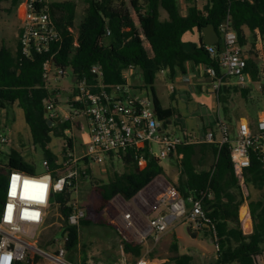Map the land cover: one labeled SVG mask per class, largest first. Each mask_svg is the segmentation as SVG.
<instances>
[{"label": "trees", "instance_id": "trees-1", "mask_svg": "<svg viewBox=\"0 0 264 264\" xmlns=\"http://www.w3.org/2000/svg\"><path fill=\"white\" fill-rule=\"evenodd\" d=\"M21 1L0 0V9L4 2L15 9ZM178 1L84 0L83 17L78 24L75 23L74 2H48L47 11L59 33L58 41L52 44L48 54L24 58L19 52L18 40L14 48L0 45V115L13 105L21 109L31 142L49 160L51 170L57 168L58 157L49 150L50 134L53 133L66 143V148L63 147L62 151L72 150V143L64 134L66 130L70 132L69 120L47 124L43 101L52 96L54 91L50 86L45 87L42 79L41 64L45 58L51 56L54 67L69 70L74 84L82 78L92 81L94 74L91 68L97 66L102 72L101 82L104 86L123 85L126 82L122 70L137 67L143 82L142 88L151 101L155 116L166 126L172 117V110L163 108L155 94L157 73L166 72L167 77L171 78L176 70L184 72L185 65L191 63L210 67L216 76H220V45L215 46L213 53L205 49L201 42V31L205 26L212 25L218 33L219 24L228 16L230 28L243 49L247 36L264 39V0H208L202 8H198L195 0H183L184 13H181ZM10 8L5 11L9 12ZM161 11L166 15L164 19L161 18ZM193 30L199 33L198 45L182 41V35ZM245 63V73L250 84L259 82L261 73L254 61L246 58ZM229 78H223L217 96L219 117L226 124L237 117L234 105L236 93L247 105L251 102L250 85L240 87L226 84ZM260 92H264V86H261ZM74 93L75 89L72 96ZM69 105L76 107L71 102ZM135 155L134 150L127 151L121 169L107 175L103 184L90 183L102 207L116 196L129 201L156 177L164 175L159 159L146 153V166L138 170ZM168 156L175 157L178 176L175 181H169L179 195L186 200L190 196L204 194L202 210L213 226L218 246L216 258L209 264H260L264 257V199L248 201L245 198L240 182L234 175L228 145H180ZM108 161L114 169V161ZM12 170L29 175L36 173L34 166L26 163L19 152L11 150L7 155L6 165L0 166V188L5 175ZM85 174L86 176L80 174L76 183L90 176L89 169L85 168ZM243 179L247 189L262 190L264 167L253 158L243 172ZM71 190L66 188L62 193H52L50 201L60 209L63 225L56 235L66 237V250L73 249L78 244L79 226H70L66 222L72 210ZM245 201L248 202L250 233L242 231L238 214L240 205ZM84 224H87L85 219L80 222V225ZM200 231L212 239L210 229L203 228ZM122 244L129 262H134L141 256V244ZM178 251V240L172 235L168 245V261L173 264H191L192 256L179 254ZM150 258L153 259L152 254ZM28 263L29 260L26 259L16 264Z\"/></svg>", "mask_w": 264, "mask_h": 264}, {"label": "built area", "instance_id": "built-area-1", "mask_svg": "<svg viewBox=\"0 0 264 264\" xmlns=\"http://www.w3.org/2000/svg\"><path fill=\"white\" fill-rule=\"evenodd\" d=\"M195 1L198 3L199 0ZM207 1L204 0L201 8ZM47 4V0H22L19 4L22 15L18 47L24 58L48 54L52 44L59 39L54 21L47 11ZM217 32L220 40V76H216L212 68L204 66L205 74L212 79V90L216 98L224 77L233 78L240 87L250 82L245 73V52L230 28L228 16L219 24ZM205 49L213 53L215 46H205ZM136 69L138 68L127 67L122 70L125 82L126 73ZM41 71L45 87H51V83L58 86L65 75L63 69L53 66L51 56L43 60ZM91 72L94 74L92 81L82 78L75 84L71 103L76 104V107L69 105V114L64 113L62 116L58 108L59 91L54 89V94L43 101L48 120L59 117L60 122L70 121V132L66 136L71 140L72 150H61L56 162L57 168L51 170L49 160L43 157L42 173L29 175L12 170L5 175L0 188V264L22 262L29 252L33 254V260H40L45 264H73L64 258V247L46 249L50 238L44 243L36 239L37 231L44 223L51 206V194L74 188L80 174L86 176L85 168L91 173L92 164H104L109 159L122 163L129 150L136 153L137 168L142 170L146 166L145 153L160 159L167 157L180 145L227 144L234 175L242 190L243 172L249 167L251 160L256 159L264 167V117L256 121L255 131H252L246 114L237 113L234 135L230 138L228 126L220 119L218 108V140L212 132L205 133L202 138H192L187 133L182 137L170 136L163 130V122L156 118L151 101L146 95L132 96L127 83L106 87L101 82L100 69L92 66ZM5 142L0 134V143ZM77 145L83 149L79 156L75 154ZM154 145L158 147V151L154 150ZM63 147L66 148L64 142ZM203 197L204 194L200 193L198 197L190 196L184 200L172 186L153 180L128 202L121 200L122 198L117 199V226L123 233V240L119 246L120 258L114 264H158L154 258H150V251L167 233L169 225L178 219L185 221L193 231L210 229L211 240L217 251L213 226L202 210ZM70 204L72 210L66 222L78 227L85 212L74 201ZM139 212L146 216L144 224H139ZM153 213L155 215L148 217ZM151 236V248L142 249L141 256L134 262L127 261L122 242H134L143 247ZM65 241L66 237L63 238V246Z\"/></svg>", "mask_w": 264, "mask_h": 264}, {"label": "rangeland", "instance_id": "rangeland-1", "mask_svg": "<svg viewBox=\"0 0 264 264\" xmlns=\"http://www.w3.org/2000/svg\"><path fill=\"white\" fill-rule=\"evenodd\" d=\"M47 1L49 3L74 2L76 4L75 23L78 24L81 21L83 17L84 0ZM203 2L204 0H199L197 6L201 8ZM178 3L181 13H184L185 5L183 0H179ZM7 8H10L7 2L1 4L0 40L6 46L14 48L16 39L18 40L16 34L20 22L14 17L15 9L10 8V11L7 12L5 11ZM160 15L161 18H165L166 16L163 11L160 12ZM256 46H258V49H256ZM244 52L246 57L247 55L250 56L252 54V56L256 55L258 57H264V39H260L259 37L252 39L247 36ZM257 62L259 65H264V59H258ZM154 83L155 88L162 95L161 99L163 104L166 105V101L168 100L166 86L169 84L166 74L161 72L156 74ZM260 86H264V77H261L259 82L252 85L254 92L250 95L251 102L248 105L246 104L248 114L254 123L256 122L257 117L264 113V92H260ZM51 89L60 92L58 108L62 116L64 113L69 114V109L71 108L69 103L72 99L73 89H75L71 72L66 70L65 75L59 81L58 86L51 83ZM238 97L241 98L240 96ZM238 97L237 99L240 101ZM237 99L234 97L235 107H237ZM81 122L83 123V120ZM235 124L236 123H234L233 120L230 124H227L230 138L234 135ZM0 134L6 140L4 144L0 143V166L6 165L7 155L11 150H15L21 154L26 163L34 166L37 173L43 172L41 161L44 156L38 148H34L30 139L28 127L23 119L22 111L17 105H13L7 110L2 111L0 115ZM64 134L67 135L68 131L66 130ZM62 146V139L51 133L50 143L48 145L49 150L58 157L62 150ZM153 148L155 151H158L156 145H154ZM82 151V147L78 145L75 147V154L77 156H79ZM159 162L165 174L168 176L160 175L154 180L161 181L165 186H171L169 179L175 181L173 180V176H171V170L177 171L175 159L173 156H167L165 158H160ZM109 163L110 162L106 160L104 164H92L90 176H87L85 180L78 181L76 186L71 190L70 201H74L79 207L83 208L85 212L84 219L87 221V224L79 225L78 227V244L70 250L64 248V258L73 264H114L120 258L121 252L119 246L123 240V233L119 231L117 226L119 209L116 202L117 199L121 198L116 196L108 204L102 207L90 186V183L103 184L107 179V175H110L114 170L117 171L121 169L122 165L120 162L114 161L116 164L114 169L110 167ZM243 192L248 201H255L260 198L264 199V188H262V190H256L253 188L247 189L244 186ZM138 216L139 224H144L145 221L143 219V214L139 212ZM62 225L63 220L60 215L59 207L51 204L44 223L37 231L36 239L44 243L50 238L49 243L45 246L46 249L52 250L55 247H64L62 243L63 238L56 235ZM192 232L196 231L192 230ZM172 235L178 240L179 254L192 256L193 260L191 264H209L214 262L216 251L209 236L207 234L204 235L202 231H197L196 237L191 238L188 224L182 219H178L169 225L167 233L150 251V254L153 255V258L158 264H173L171 261H168V245ZM50 242L54 243L51 244ZM151 244L152 236L146 240L143 250H146L147 248L150 249ZM32 258L34 259L33 254L29 252L28 257L26 258L29 260L28 264H45L43 261L36 259L33 260ZM260 264H264V257H262Z\"/></svg>", "mask_w": 264, "mask_h": 264}, {"label": "crops", "instance_id": "crops-1", "mask_svg": "<svg viewBox=\"0 0 264 264\" xmlns=\"http://www.w3.org/2000/svg\"><path fill=\"white\" fill-rule=\"evenodd\" d=\"M21 15H22V9L21 6L18 5L14 11L15 19L19 20L20 22L16 37L18 36L20 30L19 28L21 27ZM182 41L185 43L198 45L199 33L196 30L185 32L182 35ZM2 44L4 43L0 40V45ZM16 44H17V39L15 46ZM256 49H258V46H256ZM252 55L250 56L247 55L246 58H251L254 61V63L256 64V66L258 67L261 73V77H264V65H259V63L257 62L258 59H264V57H258L256 55L254 56ZM161 73L166 74V72H161ZM126 78H127L126 83L129 85L130 88L129 92L132 96L138 97V96L146 95V91L142 88L143 82L140 75V71L138 69L134 70L133 72L126 73ZM168 80H169V84L166 86V93L168 100L166 101L167 102L166 105L163 104L161 99L162 95L157 91V89L154 86L155 94L161 106L163 108H170L172 110V117L169 121V124L164 126L163 130L170 136L182 137L184 133H187L192 138H202L205 133L212 132L215 139L218 140L219 132L216 126V120H217V110L219 107L217 103V98L212 90V79L206 76L204 72V65L202 64L193 65L191 63H187L185 65L184 72H180L176 70L173 76L171 78H168ZM226 84H235V80L233 78H229L226 81ZM253 84L254 83L250 84V82L247 84L250 85L251 87V93L254 92L252 88ZM238 96L240 95L236 93L234 97L237 99ZM239 99L240 101L238 99L236 101L237 102L236 103L237 107H235L236 112L245 113L252 131H255L256 122L254 123L252 118L249 116L245 100L243 98L242 99L239 98ZM262 117H264V113L260 114L257 117L256 121ZM233 121L234 123H236L235 117L233 118ZM210 128H213V130H210ZM171 171H172L171 176H173V180H176L178 176V172L175 170H171ZM164 175L168 176L165 174V172ZM240 206H241L239 207L240 209L242 207H245L247 212L246 213L247 216L242 219L240 217V209L238 210L241 229L244 233H250L251 224H250L247 202L242 203ZM153 215L155 214L154 213L149 214L148 217H151ZM143 219L144 221L146 220V216L144 214H143Z\"/></svg>", "mask_w": 264, "mask_h": 264}, {"label": "water", "instance_id": "water-1", "mask_svg": "<svg viewBox=\"0 0 264 264\" xmlns=\"http://www.w3.org/2000/svg\"><path fill=\"white\" fill-rule=\"evenodd\" d=\"M201 35H202V41L201 42L205 46H216L217 44H220V40L218 38V35H217L216 31L214 30L212 25L205 26L201 31ZM45 113H46V111H45ZM52 121L58 122L59 117L53 118ZM52 121L48 120L47 124L51 125ZM189 234H190L191 238L196 237V232H192L189 230Z\"/></svg>", "mask_w": 264, "mask_h": 264}, {"label": "bare ground", "instance_id": "bare-ground-1", "mask_svg": "<svg viewBox=\"0 0 264 264\" xmlns=\"http://www.w3.org/2000/svg\"><path fill=\"white\" fill-rule=\"evenodd\" d=\"M246 208L245 207H242L241 210H240V215L242 218H245L247 215H246Z\"/></svg>", "mask_w": 264, "mask_h": 264}]
</instances>
